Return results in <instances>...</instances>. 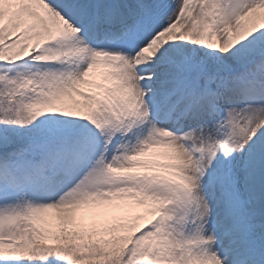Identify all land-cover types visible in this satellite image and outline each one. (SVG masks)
I'll list each match as a JSON object with an SVG mask.
<instances>
[{
  "label": "snow or ice",
  "instance_id": "1",
  "mask_svg": "<svg viewBox=\"0 0 264 264\" xmlns=\"http://www.w3.org/2000/svg\"><path fill=\"white\" fill-rule=\"evenodd\" d=\"M0 264H264V0H0Z\"/></svg>",
  "mask_w": 264,
  "mask_h": 264
}]
</instances>
